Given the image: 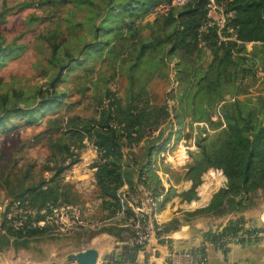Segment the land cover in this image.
Returning a JSON list of instances; mask_svg holds the SVG:
<instances>
[{
	"label": "trees",
	"instance_id": "trees-1",
	"mask_svg": "<svg viewBox=\"0 0 264 264\" xmlns=\"http://www.w3.org/2000/svg\"><path fill=\"white\" fill-rule=\"evenodd\" d=\"M74 2L85 7L81 18L73 15L65 26L53 25L41 33L49 51V80L45 88L34 90L39 98L37 105L23 97L20 102L28 105L11 104L8 93H0V133L37 124L38 114L46 118L40 134L46 135L50 153L43 169L52 171L49 177L38 176L31 162L13 169L0 156V187L10 197L5 211L0 212V248L50 231L55 224L48 214L55 207L84 204L74 184L64 181V171L79 160L86 138L98 153L93 165L99 206L104 212L101 219L115 217L123 205L126 214L120 220L77 232L86 239L103 232L115 235L123 243L122 255L126 252L136 258L143 248L129 241L135 234L128 223L135 214L129 199L139 193L136 184L157 196L162 193V178L153 164L158 168L161 165L176 181L191 179L190 188L183 193L187 197L195 195V187L208 167L223 168L225 185L194 213L225 214L252 208L256 194L264 191V0H213L226 16L225 39L220 38L217 24L206 25L217 17L211 15L212 0H103V4L87 0L86 6L79 0ZM161 3L169 4L168 9L160 10L153 21H141ZM110 20L111 25L106 27ZM228 27L232 30L227 31ZM5 41L0 32V56L14 50ZM248 42L252 43L251 49L247 48ZM206 50L209 57L204 55ZM173 60L175 74L171 76ZM120 66L128 79L124 96L111 87ZM258 69L263 71L262 76L257 75ZM155 78L177 82L167 93L174 100L171 109L167 99L158 100L152 90ZM61 84L65 88H60ZM90 84L95 85L91 93L95 114L47 115L62 106L73 87L87 94ZM252 87L258 90L256 95L249 94ZM211 111L216 118L210 116ZM171 115L178 129L164 137L162 125ZM14 116L22 120L10 125ZM194 122L198 129L194 134L197 150L189 151L190 160L184 169H175L158 156L173 137L180 139L185 124L189 131L184 136L192 137ZM153 129L159 132L154 135ZM208 181L199 190L204 195ZM125 184L129 195L122 200ZM168 198L166 194L162 206ZM16 201H20L19 206L29 207L19 227L13 216L8 217ZM40 220L45 223L38 224ZM178 226L179 219L174 217L157 223V232L164 236ZM125 230H129L126 238L122 235ZM239 231L264 232V227H245V219L239 215L229 218L216 231H208L206 240L218 245L216 240L222 235ZM161 240L172 241L170 237ZM111 255L119 261L117 254Z\"/></svg>",
	"mask_w": 264,
	"mask_h": 264
},
{
	"label": "rangeland",
	"instance_id": "rangeland-1",
	"mask_svg": "<svg viewBox=\"0 0 264 264\" xmlns=\"http://www.w3.org/2000/svg\"><path fill=\"white\" fill-rule=\"evenodd\" d=\"M75 1L77 2V0ZM86 1L79 0V3L86 6ZM98 1L103 4V0ZM168 7L169 4L161 3L154 7V10L141 21H153L160 10H166ZM84 8L78 3L76 4L74 0H0V32L5 37V42L14 47L11 53L0 56V93H8L11 104L28 105L20 102V98L23 97L26 101H32L29 104L34 103L33 105H37L39 98L34 95V90L37 87L45 88L49 80V74H47V56L49 51L41 37V33L53 25L65 26L73 15L81 18L85 11ZM211 15L218 16V13L213 10L211 11ZM100 20L99 16L97 21L100 22ZM109 23H112L111 20L108 21L106 27L111 25ZM246 45L248 49L252 48L251 42L246 43ZM204 55L209 57V52L206 50ZM78 57H81L79 53ZM175 62L176 60L170 62L172 66L171 76L175 74V69L173 68ZM122 70L123 68L120 66L118 76L111 84V87L116 90L115 92L118 95L124 96L125 85L128 79ZM262 74L263 71L258 69L257 75L262 76ZM176 85L177 82L174 80L169 82L161 78H155L152 81L151 88L157 94L158 100L164 101V99H167L171 109L174 100L169 99L167 93ZM59 87L65 88L63 84ZM94 88L95 85L90 84V90L86 91L87 94H82L73 87V91L69 90V96H66L62 106L47 115L55 116L59 113L67 117L72 113H79L83 116L95 114L96 107L91 98ZM19 92L22 94H18ZM257 93L258 90L252 87L249 94L256 95ZM38 115L39 122L37 124L29 126L21 125L11 132L0 133V156L2 157L1 161L7 163L10 168L15 169V166L19 167L26 162H31L34 163V169L38 176L49 177L52 171L44 170L43 165L50 150L46 135L40 134L45 128L46 118L40 114ZM210 116L216 118V113L211 111ZM20 119V116H14L9 120V123L11 125L13 121ZM196 125V122H194L192 137L187 138L184 136V133L189 131L187 124H185L180 139L176 141V138L173 137L168 142L167 149L161 153L165 163L170 162L180 167L190 160L189 151L197 150L194 136L198 130ZM201 125L205 124L201 122ZM162 127L165 132L164 137H167L171 131L174 133L177 131L178 125L173 115L170 116L169 120ZM152 131L154 135L159 132V130L154 129ZM38 134L41 136L36 140V135ZM176 135L178 134L176 133ZM84 142L86 146L79 160L71 164L64 171V181L74 184V187L81 193L84 204H69L55 207L48 214L50 222L55 224L50 231L39 236H26L19 239L17 243H11L0 248V251L8 254L16 264H76L75 260L68 258V254L87 248L91 240L86 239V235L79 236L78 229L84 227L97 228L102 226L106 221L117 219L116 216L106 218L105 220L101 219V215L104 212L100 210L99 206L101 199L98 197L95 178L96 167L93 165L94 160L98 157V153L91 141L86 138ZM184 152L187 155H184ZM222 184H217L216 190ZM253 200L255 203H252V213L264 208V191L256 194ZM9 201L10 197L6 190L0 187V212L5 211ZM19 202L16 201L12 205V209L8 214V217L13 216L15 218V225H21L22 221L25 220L26 212H29V207L19 206ZM40 223L43 225L45 220H42ZM128 231L125 230L123 232V237L126 238L129 235ZM120 241L115 235L111 234L107 238H104L103 243H107L117 249L123 244Z\"/></svg>",
	"mask_w": 264,
	"mask_h": 264
},
{
	"label": "crops",
	"instance_id": "crops-1",
	"mask_svg": "<svg viewBox=\"0 0 264 264\" xmlns=\"http://www.w3.org/2000/svg\"><path fill=\"white\" fill-rule=\"evenodd\" d=\"M161 153L163 152H160V157L162 156ZM184 155H187L186 152H184ZM160 161L161 159L159 158L158 163H160ZM167 163L175 169H184V166L179 167L170 162ZM153 166L162 178V183L160 184L162 193L159 195L161 200L159 202L157 222L162 224L170 221L174 217L179 219L178 228L171 230L164 235L163 238L170 237L172 241L181 248L197 245L201 250L202 256L205 258L206 264H264V237L248 243L231 242L227 245L226 249L206 240V233L208 231H216L221 228L229 218H234L239 215H243L244 219H246V225H262L264 227V208L258 211L256 210L255 213L251 212L253 208L243 211L234 209L225 214L206 212L194 213L198 207L206 205L211 198L208 196L205 189H203V192L206 193V197H203V194L199 192L202 181L195 187V195L187 197L183 193H186L190 188L192 184L191 179L186 178L176 181L174 176L163 170L161 165H159L160 168L155 164H153ZM136 187L139 193L137 196H132L134 199H140L143 194L150 191L139 183L136 184ZM121 189H123L125 194L129 195L128 184H125ZM166 194L169 198L166 200L164 206H162ZM131 201L132 200L129 199V204ZM109 235L111 234L105 232L97 234L91 238L89 245H87V247L94 246L99 250L100 254L98 260H100L103 255L117 254L119 259L122 257V245L115 249L114 246L103 243L104 238H107ZM146 250L147 249L139 251L137 255L139 262L144 261L148 257V251ZM164 250L165 249H163V251ZM104 252L106 253L104 254ZM0 264H16V262L13 261L8 254L0 251Z\"/></svg>",
	"mask_w": 264,
	"mask_h": 264
},
{
	"label": "built area",
	"instance_id": "built-area-1",
	"mask_svg": "<svg viewBox=\"0 0 264 264\" xmlns=\"http://www.w3.org/2000/svg\"><path fill=\"white\" fill-rule=\"evenodd\" d=\"M176 3H184L185 0H174ZM211 9L218 13L215 19H211L206 25H213L214 23L218 26V34L221 39H225L228 36H224L223 27L225 25L226 16L224 15L222 8L216 5L213 0L211 4ZM232 30L231 27L227 28V31ZM220 176V180L217 184L223 183L220 186H224L227 180L226 172L222 167L212 166L204 171L202 175V184L205 180L213 181ZM217 185L208 182L205 188L209 197L215 192ZM219 188V187H218ZM210 190V191H208ZM122 200L127 198L128 194H125L123 189ZM161 200L160 196L153 194L151 191L143 194L140 199H132L130 205L134 209V216L129 218L128 223L135 229V234L129 239L131 244H139L143 248L142 251L147 249L148 257L139 262L137 257L133 258L128 253L122 255L119 261L116 257L112 255H106L97 260L96 264H206L204 256L201 254V250L197 245H191L187 247H179L173 241H162L163 236L159 235L157 232V213L159 208V202ZM136 201V202H135ZM125 206L119 210L116 215L117 219H121L125 213ZM74 218V216H72ZM22 221V219H21ZM42 220L39 221L41 224ZM23 224V221L21 225ZM17 225V227L21 226ZM248 225L245 224V227ZM264 237V232L253 231L251 233L241 232L235 234L222 235L216 240V243L224 248L231 242L248 243L259 238ZM216 245V244H215ZM163 249H165L163 251ZM124 252V250H123ZM139 253V252H138Z\"/></svg>",
	"mask_w": 264,
	"mask_h": 264
},
{
	"label": "water",
	"instance_id": "water-1",
	"mask_svg": "<svg viewBox=\"0 0 264 264\" xmlns=\"http://www.w3.org/2000/svg\"><path fill=\"white\" fill-rule=\"evenodd\" d=\"M99 254L96 247L89 246L77 252H70L68 258L75 260L76 264H96Z\"/></svg>",
	"mask_w": 264,
	"mask_h": 264
},
{
	"label": "bare ground",
	"instance_id": "bare-ground-1",
	"mask_svg": "<svg viewBox=\"0 0 264 264\" xmlns=\"http://www.w3.org/2000/svg\"><path fill=\"white\" fill-rule=\"evenodd\" d=\"M208 182H212V183H214V184L217 185V183H218V179L216 178L215 180H213V181H208ZM208 182H206L205 184H208ZM208 191H210V190H208ZM206 193H207V192H206ZM203 197H206V195L203 194Z\"/></svg>",
	"mask_w": 264,
	"mask_h": 264
}]
</instances>
